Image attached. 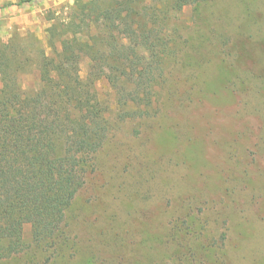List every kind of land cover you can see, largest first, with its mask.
<instances>
[{
	"label": "rangeland",
	"instance_id": "rangeland-1",
	"mask_svg": "<svg viewBox=\"0 0 264 264\" xmlns=\"http://www.w3.org/2000/svg\"><path fill=\"white\" fill-rule=\"evenodd\" d=\"M75 1L0 0V40L18 34L26 53L41 48L47 30L68 21ZM193 7L168 11L188 30L189 47L176 63L171 60L167 76L193 92L182 105V90L173 96V82L167 83L164 118L145 131L150 140L143 161L151 166L162 160L149 209L134 204L136 196L127 200L91 180L68 214V233L79 251L69 264H81L93 255L90 248H101L98 233L107 242L97 251L101 264H264V0H209ZM90 69L85 59L81 76ZM28 72L23 87L32 90L37 67ZM97 87L105 99L117 96L106 81ZM121 150L114 159L108 149L104 164L123 166L128 157L133 171L124 176L137 178L138 140ZM30 231L26 227L27 240Z\"/></svg>",
	"mask_w": 264,
	"mask_h": 264
},
{
	"label": "trees",
	"instance_id": "trees-1",
	"mask_svg": "<svg viewBox=\"0 0 264 264\" xmlns=\"http://www.w3.org/2000/svg\"><path fill=\"white\" fill-rule=\"evenodd\" d=\"M208 1L76 0L68 21L49 28L41 48L26 53L18 34L0 40V263L75 260L79 251L68 233V214L91 180L127 200L136 196L134 204L149 209L162 160L151 166L143 161L150 140L145 131L164 118L167 83L173 82V96L183 88L167 76V67L189 47L188 30L168 11L197 10ZM85 59L91 69L83 78ZM34 66L38 84L26 90L22 78ZM105 81L115 99L100 95L98 82ZM181 90L184 105L193 86ZM136 139L141 152L133 158L142 171L130 180L124 174L133 171L131 159L123 156V166L115 167L106 166L104 157L110 149V158L119 159ZM102 234L101 248H90L93 255L81 264H101L98 253L107 245Z\"/></svg>",
	"mask_w": 264,
	"mask_h": 264
}]
</instances>
